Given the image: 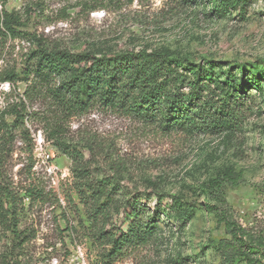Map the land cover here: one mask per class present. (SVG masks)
Masks as SVG:
<instances>
[{"label":"rangeland","instance_id":"374dc122","mask_svg":"<svg viewBox=\"0 0 264 264\" xmlns=\"http://www.w3.org/2000/svg\"><path fill=\"white\" fill-rule=\"evenodd\" d=\"M28 1L7 0L5 8L23 14L27 10L22 30L36 33L48 46L97 55L165 51L186 60L170 65L186 80L194 79L186 62L212 66L220 81L233 74L239 91L231 129L166 132L138 116L101 106L71 117L64 134L75 146L77 166L83 168L77 175L72 157L45 139L42 116L47 101L37 100L32 108L37 115L26 122L31 143L17 139L4 165L9 188L17 194L18 230L26 234L18 261L224 264L231 237L207 207L211 202L205 203L210 197L205 183L227 168L239 174L240 181L224 187V198L234 220L263 249L264 0H102L103 5L101 0H42L41 12L26 7ZM82 1L100 5L91 10L80 5ZM29 50L25 40L7 39L0 45V73L20 72ZM15 86L22 93L26 83ZM10 89L8 82L0 83V108ZM42 152L51 153L48 166H57L53 173L36 163ZM85 180L101 190L100 214H95L88 190L83 198L78 194ZM32 185L46 194L44 199L24 201L26 195H21ZM157 193L163 194L159 203ZM172 196L189 207L184 219L171 207ZM130 208L138 211L137 222L149 224V236L107 260L106 239L128 230ZM11 239L0 227V251ZM233 264H264V259L246 263L236 257Z\"/></svg>","mask_w":264,"mask_h":264},{"label":"trees","instance_id":"16d2710c","mask_svg":"<svg viewBox=\"0 0 264 264\" xmlns=\"http://www.w3.org/2000/svg\"><path fill=\"white\" fill-rule=\"evenodd\" d=\"M6 2L7 0H0V45H4L7 39L20 38L30 47L20 72L11 70L0 73V83L8 82L12 88L0 108V227L13 237L10 240L12 244L7 242V246L0 251V264H21L18 260L21 247L26 242V234L24 230H18L17 194L9 188L11 184L7 182L4 165L12 154L17 139L24 144L31 143L32 136L26 122L37 115V111L32 110L37 100L47 101L45 115L42 116L45 139L57 151L72 157L74 165L71 169L77 175L83 168L77 166L75 146L64 134V124L71 117L101 106L138 116L166 132L231 129L236 123L234 107L238 103L239 86L233 74H228L224 81H220L214 77L212 66L206 68L188 62L187 69L194 79L186 80L170 66H180L186 60L172 57L165 51L97 55L90 51L73 53L48 46L36 33L22 30L28 19L23 16L27 15V10L24 14L16 10L9 11L5 8ZM100 3L103 5L102 0ZM79 4L91 10L100 5L85 1ZM43 5L42 0H30L26 3V7L39 12L43 11ZM18 81L26 83L22 93L16 91ZM182 88H186V92ZM32 166L31 161L26 166L28 171ZM239 181L240 175L227 168L205 183V188L210 190V197L205 199V203L211 202L207 207L214 211L217 220L224 224L226 233L231 237L230 250H224V264H233L236 257L246 263L264 259V248L258 249V245L234 220L232 209L224 198V187L236 186ZM84 190L89 191L88 200H93L96 205L95 214H100L98 209L104 204L98 202L101 190L89 180L80 182V198L85 197L82 194L85 193ZM24 195L33 200L44 199L46 194L32 185L24 189L21 197ZM156 196L159 203L163 194L157 193ZM171 199V207L176 209L177 217L184 219L189 214V207L177 196H172ZM138 214L135 208H130L128 216L132 221L128 230L106 239L109 248L105 251V259H114L128 246L147 240L151 228L149 224H141L135 220ZM15 248L18 251L15 252Z\"/></svg>","mask_w":264,"mask_h":264},{"label":"built area","instance_id":"2783aa9c","mask_svg":"<svg viewBox=\"0 0 264 264\" xmlns=\"http://www.w3.org/2000/svg\"><path fill=\"white\" fill-rule=\"evenodd\" d=\"M1 7H2V5L0 3V8ZM40 141H42L41 136H39V138H38V143ZM50 157H51V153L42 152V153H40L38 160H36V163L38 164L40 162L41 164L45 165V169L47 170V172L53 173L55 171V169H57V166H48V162L50 160ZM58 171H61V170H58ZM29 200H30L29 196L24 197V201L27 202Z\"/></svg>","mask_w":264,"mask_h":264}]
</instances>
